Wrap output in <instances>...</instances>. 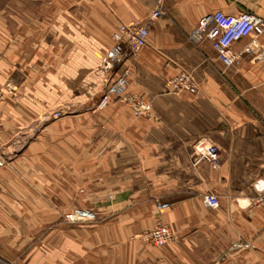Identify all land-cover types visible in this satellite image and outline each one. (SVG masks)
Masks as SVG:
<instances>
[{
    "label": "crops",
    "instance_id": "obj_1",
    "mask_svg": "<svg viewBox=\"0 0 264 264\" xmlns=\"http://www.w3.org/2000/svg\"><path fill=\"white\" fill-rule=\"evenodd\" d=\"M159 1L166 13L149 22L148 43L129 60L128 89L151 103V115L116 101L97 109L114 32L147 21ZM217 9L264 18V0H0V82L21 90L5 97L0 130L46 122L37 139L1 142L15 155L0 168V210L31 209L10 197L20 188L30 194L37 177L49 190L53 164L57 203L40 200L39 209L96 215L56 220L41 242L55 249V264H264V208L255 202L264 200V37L226 67L210 41L190 38ZM181 71L193 75L196 92L169 88ZM54 105L66 113L50 118ZM199 141L219 148L220 168L194 164ZM207 193L218 207L206 204ZM163 202L170 206L159 211ZM158 219L175 235L164 246L140 236Z\"/></svg>",
    "mask_w": 264,
    "mask_h": 264
},
{
    "label": "built area",
    "instance_id": "obj_2",
    "mask_svg": "<svg viewBox=\"0 0 264 264\" xmlns=\"http://www.w3.org/2000/svg\"><path fill=\"white\" fill-rule=\"evenodd\" d=\"M165 13L164 5L159 1L157 7L149 14L147 21L123 22L114 32V43L101 58V69L106 76V83L103 93L96 104L97 109H104L111 102L116 101L128 104L137 116L151 115V103L128 89L129 76L131 74L129 60L140 48L148 43L150 34L149 22L154 21ZM261 37H264L263 17L250 12L232 16L221 9L200 17L190 34V38L196 43L204 40L210 41L226 67L237 64L244 53H255V47L259 44ZM246 38H250L249 42L243 46L241 51L236 50L234 45ZM168 86L174 91H197L194 77L187 71H181L169 78ZM14 89L15 85L12 82L8 81L6 84H0V102L4 99L7 91ZM60 113V111H57V115H60ZM195 148L198 153L194 160L195 165L204 161L215 169L222 166V154L216 145L207 141H199ZM204 200L210 207H218L220 204L219 198L215 193L205 194ZM255 202L263 204L264 208L263 199L259 198ZM169 206L170 204L166 202L158 203L157 209L161 211ZM69 216L73 220L93 218L94 213L91 211H79L77 214H70ZM140 236L153 246H164L171 243L175 235L168 224L158 219L153 228L142 232Z\"/></svg>",
    "mask_w": 264,
    "mask_h": 264
},
{
    "label": "rangeland",
    "instance_id": "obj_3",
    "mask_svg": "<svg viewBox=\"0 0 264 264\" xmlns=\"http://www.w3.org/2000/svg\"><path fill=\"white\" fill-rule=\"evenodd\" d=\"M11 82V81H10ZM15 85V89L11 91H7L4 99L0 102V108L5 102V97L7 95H13L15 98L20 95V88L16 84V82H12ZM0 84H6V82H0ZM103 93V90H102ZM101 93V95H102ZM100 98V97H99ZM99 100V99H98ZM98 102V101H97ZM97 104V103H96ZM96 107V105H95ZM63 106L54 105L49 107V111L51 113L50 118H58L63 116L66 111L62 109ZM57 111H60V115H57ZM46 122H37L32 124V130L25 132L24 130L17 131L19 127H17L16 131H12V129H4V126L1 124L0 130V168L7 167L11 164V156L15 155L13 153H6L5 149L2 147V143L4 140H12L14 138H18L23 142L34 140L39 138L41 131L46 129ZM26 129V130H27ZM44 132L43 134H45ZM4 141V142H5ZM25 149L18 148L16 154H21ZM38 168V164L34 165ZM54 166L51 164L48 167V173L53 176V178L48 181L49 190L40 189V179L38 177L33 181L31 180V184L33 186L31 193H24L23 188L21 189L18 184L16 186L20 189L17 195H12L10 198L12 202L21 204V207L24 205H29L31 209H28L26 212L23 210L20 211H1L0 210V264H55V249L48 245L45 247L41 244L43 239L47 237V234L50 235L55 231L56 228V220L63 219L67 223H74L78 221H82L85 219L95 220L96 215L94 213L93 218H81L73 220L69 215L77 214L79 211L65 212V213H57L54 209H52L56 205V185L54 180V172L51 167ZM1 186V185H0ZM2 191H0L1 193ZM4 194V193H2ZM7 195L5 199L7 200ZM3 198L0 196V199ZM14 199V200H13ZM41 200V202H40ZM44 203L48 206H51L48 211L43 209H39L38 203ZM24 204V205H23ZM7 205V201L6 204ZM10 204L9 207H11ZM5 207L3 202H0V209ZM7 207V206H6ZM55 208V207H54ZM93 213V212H92ZM65 222V223H66ZM154 227V226H153ZM152 227V228H153ZM53 237V236H52ZM151 245V244H150ZM153 246V245H152ZM44 253H43V252Z\"/></svg>",
    "mask_w": 264,
    "mask_h": 264
}]
</instances>
